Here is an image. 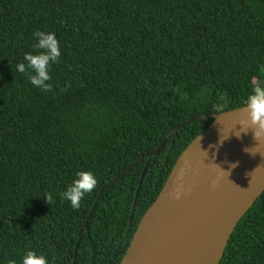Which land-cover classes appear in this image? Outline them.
I'll return each mask as SVG.
<instances>
[{
  "label": "trees",
  "instance_id": "1",
  "mask_svg": "<svg viewBox=\"0 0 264 264\" xmlns=\"http://www.w3.org/2000/svg\"><path fill=\"white\" fill-rule=\"evenodd\" d=\"M37 30L55 32L61 48L46 92L16 69L35 54ZM261 80L264 0H0V264H20L26 250L49 264H120L212 119L148 158L129 227L145 156L195 116L244 107ZM80 171L97 185L73 209L62 194ZM219 264H264V192Z\"/></svg>",
  "mask_w": 264,
  "mask_h": 264
},
{
  "label": "water",
  "instance_id": "2",
  "mask_svg": "<svg viewBox=\"0 0 264 264\" xmlns=\"http://www.w3.org/2000/svg\"><path fill=\"white\" fill-rule=\"evenodd\" d=\"M244 108L195 116L145 156L129 227L148 171V158L159 153L167 139L186 125L212 119L176 160L157 199L142 216L120 264L220 263L237 224L264 192V138H254ZM233 164L237 166L232 168ZM177 189L179 199L173 195Z\"/></svg>",
  "mask_w": 264,
  "mask_h": 264
},
{
  "label": "clouds",
  "instance_id": "3",
  "mask_svg": "<svg viewBox=\"0 0 264 264\" xmlns=\"http://www.w3.org/2000/svg\"><path fill=\"white\" fill-rule=\"evenodd\" d=\"M33 38L36 41L33 46L35 54L25 53L23 62L18 63L16 69L20 73L28 74L29 82L33 87L46 92L51 90L52 85L48 83L51 80L50 71L53 64L59 63L61 48L55 32L37 30L33 33ZM244 110L247 111L248 120L253 126L254 138L259 141L264 138V80L252 85ZM245 151L255 155L250 149ZM236 166L231 165L232 168ZM96 185L97 180L92 172L80 171L76 173V178L67 186L62 196L73 209H78L81 200L91 193ZM173 195L179 199L181 193L177 189ZM46 201L49 203L52 201L50 194L46 197ZM7 264H17V261L9 260ZM20 264H49V260L45 255L37 254L34 250H26Z\"/></svg>",
  "mask_w": 264,
  "mask_h": 264
}]
</instances>
